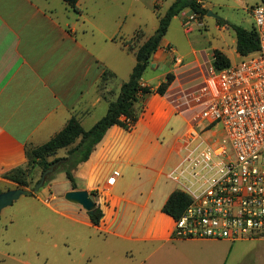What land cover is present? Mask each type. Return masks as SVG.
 <instances>
[{
    "label": "crops",
    "instance_id": "1",
    "mask_svg": "<svg viewBox=\"0 0 264 264\" xmlns=\"http://www.w3.org/2000/svg\"><path fill=\"white\" fill-rule=\"evenodd\" d=\"M198 1L207 9L205 0ZM84 4L79 1L78 13L62 0H0V181L25 167L28 152L58 135L72 117L85 130L91 129L107 114L136 65L135 52L118 39L125 24L115 21L114 30L105 32L85 13ZM106 4L96 2L93 7ZM190 14L185 10L178 16L184 23ZM149 37L145 33L141 44ZM112 42L122 46V57L131 55L132 64L110 59L107 46ZM172 51L164 38L149 65L161 71L158 82L152 85L142 79L143 86L157 89L173 74L166 93L139 96L136 125L131 130L113 126L76 172V190L96 193L94 202L104 213L100 226H94L88 215L79 219L51 207L39 194L32 198L55 214L95 227L104 246L114 244L104 253V264L115 253L122 264H264V237L237 242L173 237L174 218L163 207L177 187L166 174L183 156L182 138L191 114H177L169 95L201 85L206 79L202 67L213 64L214 56L207 53L206 60L202 49H193L187 59L173 51L172 65ZM220 51L232 62L228 52ZM105 71L113 76L104 80ZM121 73L128 76L115 86L117 94L112 87ZM72 190L71 185L65 194Z\"/></svg>",
    "mask_w": 264,
    "mask_h": 264
},
{
    "label": "built area",
    "instance_id": "2",
    "mask_svg": "<svg viewBox=\"0 0 264 264\" xmlns=\"http://www.w3.org/2000/svg\"><path fill=\"white\" fill-rule=\"evenodd\" d=\"M262 3L251 9L257 52L220 71L212 66L201 85L169 95L177 114H191L183 156L166 174L176 191L190 199L184 213L174 218V239L237 242L264 237ZM196 19L191 13L184 24ZM217 124L221 133L213 129Z\"/></svg>",
    "mask_w": 264,
    "mask_h": 264
},
{
    "label": "rangeland",
    "instance_id": "3",
    "mask_svg": "<svg viewBox=\"0 0 264 264\" xmlns=\"http://www.w3.org/2000/svg\"><path fill=\"white\" fill-rule=\"evenodd\" d=\"M104 1L108 4L103 7H93L96 2ZM175 1L85 0L83 9L86 14L90 15L96 27L106 29L105 32L110 33L114 30L115 21L125 24V27L119 31L118 39L122 45L125 42L127 48H134L141 45L145 33L147 36H152L155 33L159 26V16L165 15ZM205 4L208 13L201 18L197 16V22L184 24L182 16L174 18L165 37L166 40L171 42L175 53L187 56V59L192 58L193 49H202V55L206 60H209L207 53L212 54L215 50L213 51L211 48H217L228 52L232 58V64L237 63L240 59L236 52V34L232 25L249 30L255 28L251 9L263 4L262 0H205ZM125 16L127 17L125 18ZM220 20L221 24H219ZM197 23L202 26H198ZM186 28L189 31L192 28V31L187 33ZM138 30L143 31V37L125 40ZM121 47L119 43L114 42L107 46L110 59L132 64L130 54L126 58L122 57ZM172 65H174L173 59ZM127 66L130 65L127 64ZM127 66L125 64V67ZM212 66L213 64L208 62L203 65L202 77L203 74L206 77L209 76ZM160 72L155 69L154 65L149 66L143 78L150 80L152 85H156L158 82L156 77L160 75ZM120 75L121 78L116 80L112 87L117 94L118 87L115 88V86L127 79L126 76H128L126 73ZM130 76L131 74H129V78ZM113 100L116 99L113 98ZM202 127L197 128L202 130ZM182 128L183 125L179 127V130ZM213 129L216 132H222V127L219 124L215 125ZM69 148L58 151L48 160L52 161L66 156ZM60 165L50 175L53 179L51 181L48 179L45 186L35 196H22L13 205L3 210L0 218V264H104L106 262L104 253L110 252L114 244L104 246L102 234H99L95 227L76 223L65 216L55 214L38 200L32 198L39 194L46 204L55 209L64 210L67 214L79 219L86 215L89 216L88 212L80 206L64 204L66 203L65 191L71 187V184ZM42 173V168L36 165L26 167L23 177L28 186H20L7 179L0 181V191L5 192L16 188L31 191L41 179ZM95 196L91 195L93 200H96ZM110 256H114V258L107 264L123 263L117 253Z\"/></svg>",
    "mask_w": 264,
    "mask_h": 264
},
{
    "label": "trees",
    "instance_id": "4",
    "mask_svg": "<svg viewBox=\"0 0 264 264\" xmlns=\"http://www.w3.org/2000/svg\"><path fill=\"white\" fill-rule=\"evenodd\" d=\"M74 11L80 13L78 7L80 0H62ZM264 2V0H262ZM185 10H190L191 13L202 17L208 13V10L198 0H176L166 14L159 16V26L155 33L150 36L139 47H128L129 51H134L136 55V65L133 68L131 76L125 82L120 90V94L115 101L110 102L107 114L100 119L91 129L85 130L79 119L72 117L66 127L54 138L47 143L33 148L28 152V164L23 168L15 169L7 173L4 178L17 183L20 186H28L24 180L25 169L31 165H36L46 171L55 162H61L60 168L65 172L67 180L76 190V172L80 165L88 162L96 151L98 145L104 140L108 131L113 126H120L126 130H131L130 125L135 126L139 119L138 111L135 104L138 102L139 96L147 97L152 93L164 95L174 80L173 74L167 75V82H163L157 89H152L142 85L143 76L148 69L152 56L160 48L162 40L168 33L170 24L174 17L180 15ZM222 21H219L221 24ZM232 28L237 38V53L244 57L257 52L260 49L259 37L255 28L249 30L241 26L232 25ZM144 36L142 30L135 33L134 38L139 39ZM123 46L127 44L124 42ZM213 67L220 71L232 65L230 59L220 50H215L213 53ZM108 76H113L112 73L105 71L103 79ZM74 145L73 147H71ZM71 147V148H69ZM68 149L65 157H59L52 161L48 158L57 154L62 149ZM50 181L53 179L50 176ZM47 179V180H48ZM1 193V191H0ZM34 188L31 190V196H35ZM95 196V192H91ZM190 199L187 195L181 192H173L163 207V212L173 218L180 217L187 208ZM89 214L90 222L94 226H100L104 213L98 205L92 214Z\"/></svg>",
    "mask_w": 264,
    "mask_h": 264
},
{
    "label": "water",
    "instance_id": "5",
    "mask_svg": "<svg viewBox=\"0 0 264 264\" xmlns=\"http://www.w3.org/2000/svg\"><path fill=\"white\" fill-rule=\"evenodd\" d=\"M211 14V13H209ZM62 161L55 162L49 169L42 173L41 179L35 185V192H38L45 186L48 177L53 174ZM31 191L24 188H16L0 193V218L4 209L10 207L22 196L30 195ZM65 199L73 204L80 205L85 211L92 214L97 204L92 199L90 193L86 190H72L65 194Z\"/></svg>",
    "mask_w": 264,
    "mask_h": 264
}]
</instances>
